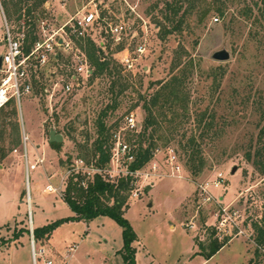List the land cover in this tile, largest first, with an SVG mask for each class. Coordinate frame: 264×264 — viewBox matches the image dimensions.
Here are the masks:
<instances>
[{
    "label": "rangeland",
    "instance_id": "rangeland-1",
    "mask_svg": "<svg viewBox=\"0 0 264 264\" xmlns=\"http://www.w3.org/2000/svg\"><path fill=\"white\" fill-rule=\"evenodd\" d=\"M202 1H182L178 17L184 15V22L170 34L166 31L174 24L165 21L164 12L176 0H47L33 14L39 38L43 23L47 30L57 32L78 11L98 7L102 20L96 23L95 42L128 81L116 110L105 119L110 146L115 133L125 142L138 134L123 130L129 114L141 132L145 118L141 98L149 99L158 82L193 59L185 85L190 97L188 117L172 134L164 132L170 138L168 144L156 140L158 148L132 189L138 196L132 197L131 191L127 199L124 218L137 235L135 264H264V246L256 243L252 229L264 211V175L245 159L264 125V19L254 21L261 0H227L224 16L214 13L217 4H213V12L200 22L198 12L211 0ZM2 3L0 36L5 22L13 36H18L27 28L25 19L10 20ZM247 8L253 10L250 19L243 14ZM25 10L23 6L22 16ZM119 24L124 26L122 33L109 34L108 25ZM220 50L229 53L227 61L212 59ZM56 53L57 60L31 73V92L16 102L21 143L9 148L0 165V264H32L33 230L61 219L67 221L48 239L34 241L36 249H44L45 258L54 264H124L122 227L107 216L91 221L72 219L74 213L61 197L76 160L93 166L90 151L98 136L99 114L110 104L109 82L107 78L89 79L72 93H62L61 85L73 68V53L61 48ZM125 55L131 68L122 63ZM38 76H42L40 85H35ZM206 109L214 117L213 129L201 144L206 164L199 176L192 177L184 165L182 145L191 134L198 135L195 116ZM170 116L168 112L167 119ZM51 128L63 136L60 147L48 142ZM23 131L28 137L25 144ZM10 134L7 126V140ZM168 149L177 157L180 177L171 175ZM49 187L55 191H48ZM202 187L210 200L205 199ZM222 209L236 210L237 216H228L226 232L216 231L212 238L227 236L230 241L206 259L198 243L209 244ZM255 249L262 254L258 258Z\"/></svg>",
    "mask_w": 264,
    "mask_h": 264
},
{
    "label": "trees",
    "instance_id": "trees-1",
    "mask_svg": "<svg viewBox=\"0 0 264 264\" xmlns=\"http://www.w3.org/2000/svg\"><path fill=\"white\" fill-rule=\"evenodd\" d=\"M47 0H2V8L9 16L10 20L21 21L24 17L27 28L23 31L25 34L24 52L30 50L31 45L37 39L36 25L33 22V14L37 9L41 8ZM184 0H176V5L172 2L168 4L164 12V19L173 25V29L166 31L167 34L172 31L180 30L184 22V15L178 17L181 11V5ZM187 1V0H186ZM198 1V0H194ZM227 0H211V2H204L198 12L200 22H203L211 12H213L212 5L217 4L214 13L219 16H224L226 11ZM29 2H31L29 4ZM201 2H203L201 0ZM26 6L24 15L22 16V7ZM190 4L189 12L192 10ZM252 8H247L244 11V16L250 19L252 16ZM15 17V18H14ZM259 19H264V0H261V6L258 7V16L255 17V22ZM87 56V59L93 68L91 75V82L96 78H107L109 82L108 94L110 104L100 112L96 122V129L98 136L93 143L90 151L91 161L96 168H104L110 157V145L108 144L107 136L108 129L105 119L111 111H115L118 98L128 88V81L122 77L120 67L112 60L106 58L101 48L89 39L77 42ZM180 65V64H179ZM194 68L193 59L186 61L169 79L158 82V87L154 92L147 97H142V109L145 113L143 127L140 133L133 135L134 138L128 139L135 151V161L129 166L130 170L135 171L144 167L153 156L154 151L158 148V142L164 145L170 141L169 137L164 134L165 131L173 133L183 123L189 114L190 97L185 90V85L188 76ZM40 78L34 79L35 85H40ZM218 85H216L217 88ZM43 90V87H41ZM171 116L167 119V113ZM261 118L264 119V102L262 108ZM18 108L14 98H10L8 102L0 108V165L7 157L10 151L9 148L20 145L19 127L17 124ZM214 117L212 111L206 109L199 112L195 116L196 131L198 135L191 134L186 142L182 145L185 153L184 165L192 177L199 176L205 168V158L202 154V141L213 129ZM7 126L11 129L10 140L4 136ZM164 130V131H163ZM57 133H60L58 130ZM12 136V138H11ZM133 141V142H132ZM10 145V146H7ZM53 147H60L59 144L51 143ZM16 149V148H15ZM246 161L264 175V125L259 131V141L245 154ZM89 163V162H88ZM132 178L120 179L118 182H108L100 175L87 177L80 173L72 172L65 181L64 189L62 190V199L74 213L72 219L91 221L100 216H107L113 219L122 227V256L124 264H135L133 244L137 241L130 223L124 218V213L128 207L127 199L129 193L132 191ZM25 195V194H24ZM67 219L57 220L56 222L44 226L42 228L33 230L34 241H40L43 238L48 239L53 230ZM252 229L255 233V241L259 246H264V211L260 221L252 223ZM216 234V230L212 231L210 242L207 246L198 243L199 253L211 258L229 241L230 237L225 236L222 240L218 237L212 238ZM216 236V235H215ZM258 249H255L254 254L258 258L260 254ZM255 264H257L255 262Z\"/></svg>",
    "mask_w": 264,
    "mask_h": 264
},
{
    "label": "built area",
    "instance_id": "built-area-1",
    "mask_svg": "<svg viewBox=\"0 0 264 264\" xmlns=\"http://www.w3.org/2000/svg\"><path fill=\"white\" fill-rule=\"evenodd\" d=\"M102 18L99 15L98 7L92 10L78 11L75 16L68 20L59 31L47 30L43 23L40 27L42 29L41 36L37 38L30 47V50L24 52L25 34L22 32L18 36H13L7 23L4 24L3 34L0 36V51L1 69H0V108L3 107L10 98H14L19 104L20 98L23 94L30 93L32 90L31 73L36 74L39 69L49 65L50 61L57 60L58 48L65 52L72 51L73 68L67 77V81L61 85L60 91L64 94H70L83 84L88 82L91 78L93 68L91 67L85 51L80 48L78 41L89 39L95 42L94 33L97 27L96 23H100ZM47 30V31H46ZM124 30V26L108 25V31L111 35H119ZM101 44V43H100ZM97 45V44H96ZM141 50V48H140ZM124 66L131 68V60L127 55L122 59ZM124 131L135 134L139 133V127L133 114H129L124 118ZM22 139L25 142L28 140L26 133L23 131ZM16 151V150H14ZM167 163L170 165L171 175L180 177V165L177 157L172 149L167 150ZM26 158V147H25ZM135 161V151L133 146L125 142L120 133H115L112 136V146H110V157L107 165L104 168H96L94 166L88 167L83 160L78 159L74 162L70 173H80L87 177L100 175L108 182H118L120 179L132 178V189L138 177L142 176V169L135 171L130 170L129 166ZM31 169L34 166H30ZM202 192L208 194L205 187H202ZM55 191L49 187L48 191ZM132 197H137V191L133 192ZM210 200L208 195L205 198ZM221 219L215 225L217 233L226 232L227 218L236 217L237 212L233 210L229 212L222 209ZM231 215V216H230ZM227 216V217H226ZM31 261L32 264H54L50 258H45L44 249H36L34 241H31Z\"/></svg>",
    "mask_w": 264,
    "mask_h": 264
},
{
    "label": "water",
    "instance_id": "water-1",
    "mask_svg": "<svg viewBox=\"0 0 264 264\" xmlns=\"http://www.w3.org/2000/svg\"><path fill=\"white\" fill-rule=\"evenodd\" d=\"M212 59L216 61H221V62L227 61L229 59V53L226 50H220V51L214 52L212 55ZM1 61L2 59L0 58V69H1ZM62 141H63V136L57 133L54 128H51L49 130V138H48L49 144L51 143L60 144Z\"/></svg>",
    "mask_w": 264,
    "mask_h": 264
}]
</instances>
